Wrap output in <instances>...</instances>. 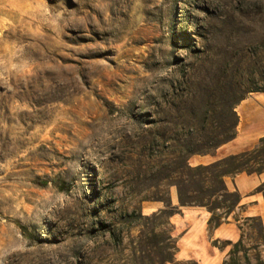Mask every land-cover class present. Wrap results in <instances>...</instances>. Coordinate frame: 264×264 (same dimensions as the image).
<instances>
[{
    "label": "rangeland",
    "instance_id": "374dc122",
    "mask_svg": "<svg viewBox=\"0 0 264 264\" xmlns=\"http://www.w3.org/2000/svg\"><path fill=\"white\" fill-rule=\"evenodd\" d=\"M262 88L264 0H0V264H197L178 190L210 230L236 195L184 150L215 155Z\"/></svg>",
    "mask_w": 264,
    "mask_h": 264
},
{
    "label": "crops",
    "instance_id": "0c3cea01",
    "mask_svg": "<svg viewBox=\"0 0 264 264\" xmlns=\"http://www.w3.org/2000/svg\"><path fill=\"white\" fill-rule=\"evenodd\" d=\"M236 114L235 137L218 147L211 157L191 158L192 166L209 165L249 151L264 138V92L252 93L242 100ZM223 182L227 192L238 195V201L219 226L210 230L209 214L192 207H182L179 219L175 215L169 217L173 232L180 235L176 256L196 260L197 264H222L223 260L229 262L230 249L237 245L242 250L237 252L235 264H254L258 260L264 264V171L227 176ZM218 239L227 242L225 257H219L220 251L211 245Z\"/></svg>",
    "mask_w": 264,
    "mask_h": 264
},
{
    "label": "trees",
    "instance_id": "16d2710c",
    "mask_svg": "<svg viewBox=\"0 0 264 264\" xmlns=\"http://www.w3.org/2000/svg\"><path fill=\"white\" fill-rule=\"evenodd\" d=\"M252 92H255V93L256 92H264V88L258 89V90L252 91ZM244 99H245L244 97L241 98L240 101L236 104V106ZM234 110H235V107L232 108V111H233V113L235 115V121L233 123V130L234 131L231 134V136L226 141H224L221 145L229 142L236 135V126H237V123H238V116H237V114H236V112ZM261 145H264V138L259 139L257 144L249 151H245V152H242V153L237 154V155L228 156L226 158L218 160V161H216V162H214L212 164H209V165H205V166L199 165V166H196L194 168H190V166L187 163L188 159L186 157L187 155L193 154V153H191V151L189 149H186V150H184V152L187 155H185V158L183 157L182 169H186L188 171H191V170L200 171V170H208V169L217 170L219 168L228 167L229 168L228 170L220 171V173L217 175V179H218L219 183L221 184L220 192L221 193H229V192H227V190H226V188L224 186V182H223L224 177L231 176V175H236V174H240V173H246V174H254L255 173V174H258V173L264 171V166L261 167V168H256V169H249L247 167L248 162L250 161L249 159H247L248 157H250L252 154H255V153L257 154L256 158L260 157L261 154H259V152H258V147L261 146ZM177 186L179 187V184L178 185L176 184V187ZM234 194L236 195V199H235V203H234V205H235L237 203V201H238V195L236 193H234ZM177 200H178L179 207H191V206L207 207L206 205H203L197 199H195L193 197H190L188 195H184L183 193L181 194V192L179 190H178V193H177ZM170 216H168V217H170ZM209 223H210V220H209ZM109 234H110V236L113 237V233L111 231H109ZM166 240L168 242H171L170 234H168ZM117 241H118V243L122 242L120 238H118ZM152 247L156 248L157 245H154V246L152 245ZM165 250L167 252V259H165L164 262L169 263L173 259V254H174L173 252H174L175 248L172 245L168 244L166 246ZM235 263L236 262H234L232 264H235ZM149 264H162V263L161 262H157V261H150Z\"/></svg>",
    "mask_w": 264,
    "mask_h": 264
}]
</instances>
